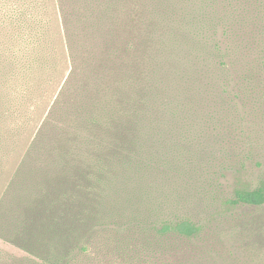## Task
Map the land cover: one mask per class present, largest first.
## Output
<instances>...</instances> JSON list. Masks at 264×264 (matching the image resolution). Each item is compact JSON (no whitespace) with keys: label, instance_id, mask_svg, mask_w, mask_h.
Returning <instances> with one entry per match:
<instances>
[{"label":"trees","instance_id":"16d2710c","mask_svg":"<svg viewBox=\"0 0 264 264\" xmlns=\"http://www.w3.org/2000/svg\"><path fill=\"white\" fill-rule=\"evenodd\" d=\"M69 2L58 6L74 52L73 26L86 31L100 17L107 37L55 108L70 128L23 160L7 241L42 264H81L92 247L139 264H216V217L263 206L264 182L225 190V172L250 155L225 149L220 161L212 140L196 143L206 132L218 138L235 102L234 70L240 86L254 74L248 55L259 53L264 67V0Z\"/></svg>","mask_w":264,"mask_h":264},{"label":"rangeland","instance_id":"374dc122","mask_svg":"<svg viewBox=\"0 0 264 264\" xmlns=\"http://www.w3.org/2000/svg\"><path fill=\"white\" fill-rule=\"evenodd\" d=\"M86 1L81 0L83 5ZM91 3L97 10L94 1ZM23 13L26 23H23ZM101 22L100 17L95 18L92 22L95 28L86 31L71 28L74 52L66 38L58 0H0V264H42L7 241L6 236L17 219L10 202L23 195V160L30 151L38 155L43 150H51L59 133L70 128L71 125L58 116L55 118V108L70 87L76 88L79 81H84V57L89 58L88 51L97 50L107 37V22L104 25ZM259 27L257 24L249 28L251 45L253 39L255 45L258 41L255 34ZM87 31L89 37L83 40ZM261 60L259 53L244 59V67H252L254 73L240 85L247 90L244 93L237 83L238 67L234 70L235 102L223 111L224 121L217 130L218 138L206 132L202 141L196 143L210 146L208 139L212 140L210 148L216 150L220 161H224L225 149L230 155L235 153L234 157L250 155L244 168L225 172L220 183L227 191L239 182L253 188L264 182V67ZM221 214L212 225L211 245L216 256L221 257L216 264H264V205L240 206ZM109 253L92 247L82 257L81 264H139L131 256L123 261Z\"/></svg>","mask_w":264,"mask_h":264}]
</instances>
